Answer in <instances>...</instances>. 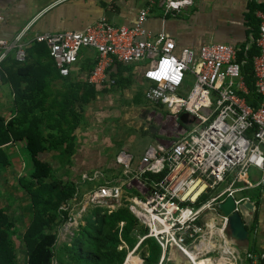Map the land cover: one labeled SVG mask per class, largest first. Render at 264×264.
Returning a JSON list of instances; mask_svg holds the SVG:
<instances>
[{
	"label": "built area",
	"instance_id": "1",
	"mask_svg": "<svg viewBox=\"0 0 264 264\" xmlns=\"http://www.w3.org/2000/svg\"><path fill=\"white\" fill-rule=\"evenodd\" d=\"M193 3L194 0H163V8L166 13L177 14ZM173 4L177 6L172 7ZM150 11V7L142 8L133 26L117 25L102 17L82 30L45 31L31 36L30 26H26L12 39L0 37V82L8 56L14 53L17 60L25 61L26 50L33 42L48 46L63 76L72 73L84 48L95 49L94 67L86 79L97 88L116 84V78L111 75L114 64L144 63L146 100L163 108L167 117L175 118V127L180 126L182 133L174 141L150 145L135 169L131 167L132 155L122 152L118 156L131 178L140 180L151 190L143 198L129 199V208L148 228L139 244L154 237L162 247L163 259L168 258L173 247H178L194 264L189 253L205 259L201 253H210L213 242L229 239V216L220 213L219 226L209 233L206 211L219 210V202L235 195L237 181L251 185L250 168L264 169V12H259L261 22L256 39L260 53L254 57L255 87L262 100L255 107L248 100L250 89L242 71L243 62L237 57L238 46L218 42L202 45L199 50L178 47L168 32L152 35L146 29ZM162 59L171 62L169 76L178 82L170 78L158 81L147 75L157 69ZM191 77L193 85L187 88ZM183 113L194 118L193 122L183 123L180 120ZM161 172H165L164 177L150 187L143 180L146 173ZM232 174L230 186L213 195ZM208 193L212 196L199 203ZM85 199L86 205L112 209L121 205L123 188L119 184L102 183L90 190ZM244 199H238L237 203ZM222 251L220 258L239 257L235 249L225 244ZM247 257L252 264H259L264 255L247 253ZM207 259L211 261L210 257Z\"/></svg>",
	"mask_w": 264,
	"mask_h": 264
},
{
	"label": "trees",
	"instance_id": "2",
	"mask_svg": "<svg viewBox=\"0 0 264 264\" xmlns=\"http://www.w3.org/2000/svg\"><path fill=\"white\" fill-rule=\"evenodd\" d=\"M258 10L264 12V4L252 1L247 17L254 28L255 41L249 48L245 43L237 49V57L243 62L242 71L250 89L248 100L255 107L262 100L256 91L254 77V57L260 53L256 44L261 22L256 14ZM26 51L25 61L17 60L15 54L11 53L3 64L2 78L10 82L16 92V107L14 118L7 121L0 117V177L12 164L11 157L4 149L6 144L22 143L21 153L26 158L27 172L19 179L21 188L30 192L33 202L31 224L23 235L28 253L26 264H52L56 257L68 264H124L130 250L148 232V228L129 208L130 201L126 196L114 210L95 208L83 219L84 222L80 224L72 242L65 243L61 248L56 247L58 228L69 218L68 211L62 207L75 198L76 189L71 184L49 181L53 177V169L48 162L41 159V154L67 140L64 136V125L77 117L72 100L78 97V92L66 95L61 104L53 102L48 105L47 110L54 112L55 116L54 121H48L44 126L41 125L42 120L37 118L36 108L41 104L39 110L42 112L43 93L47 94L46 88L51 81L61 79L64 85L82 84L74 82L71 74H60L46 44L33 42ZM10 58L13 64L8 67ZM94 63L88 62V71H91ZM85 86L95 88L88 81H85ZM71 126L74 128L76 125ZM53 127L60 132L59 140L55 138ZM70 133L66 132L69 139ZM164 175L165 172L146 173L143 180L150 187ZM211 196V193L203 195L199 203ZM17 233L14 221L9 218L6 209L0 206V264H19L14 243ZM143 245L148 248L144 264H174L167 258L161 260L163 251L156 238L144 239L140 243V246ZM248 264H252L251 260Z\"/></svg>",
	"mask_w": 264,
	"mask_h": 264
},
{
	"label": "rangeland",
	"instance_id": "3",
	"mask_svg": "<svg viewBox=\"0 0 264 264\" xmlns=\"http://www.w3.org/2000/svg\"><path fill=\"white\" fill-rule=\"evenodd\" d=\"M189 79L186 85L188 88L194 82L192 77ZM74 82L82 85H64L57 80L51 81L46 88L47 94L43 93L42 112L39 110L41 104H38L36 108L37 118L42 120L41 125L44 126L48 121H54L55 116L52 110L53 113L47 110V106L53 102L61 104L65 101L66 95L78 92V97L72 100V107L77 117L64 125V136L67 140L41 154V159L48 162L53 169V177L49 181L57 180L65 185L71 184L74 190L76 189L75 198L71 199L70 205L65 208L73 220H67L64 225L59 226L57 248L72 242L80 224L84 222L83 219L97 208L88 204L87 206L84 195L96 186L106 183L102 178L96 181L97 177H93L97 168L102 172L105 171L103 176H108L109 179L116 176L118 180L109 183L122 185L123 197L143 198L147 194V186L138 179H132V174L127 173L124 166L115 167L117 152L130 146V152L138 159L148 146L164 140L174 141L182 133L180 126L175 127L177 121L175 118L165 116L164 111L150 108L144 99L143 89L133 76H130L121 86L106 89H91L85 86L83 81ZM5 87L0 82V117L9 121L15 115L16 97L8 95L9 91ZM146 109L151 111L146 112ZM67 125L76 126L72 128ZM152 128H155L154 132ZM53 130L55 138L59 140L60 132L55 127ZM66 132L70 133V139L66 136ZM19 144L15 142L4 146L11 157L12 164L0 177V206L6 209L9 218L14 221L18 229V233L14 236L18 261L19 264H26L28 253L23 235L31 224L33 202L30 192L22 189L19 182V179L27 172L26 158L21 156ZM102 148L106 153H104L105 161L98 162L101 158L99 155L103 154ZM103 179L107 178L103 177ZM132 194L134 195L131 196ZM150 194L151 190L148 191V195ZM216 225L219 226V224ZM171 251L168 258L174 264H188V262L193 264L180 248L173 247ZM147 254L148 248L138 244L130 250L124 264H144V256ZM201 257L205 259L211 257L214 260L211 264H218L214 262L220 258V250L215 249L207 254L201 253ZM205 259H193V262L208 264L209 260L205 261ZM52 264L68 263L61 262L56 257Z\"/></svg>",
	"mask_w": 264,
	"mask_h": 264
},
{
	"label": "crops",
	"instance_id": "4",
	"mask_svg": "<svg viewBox=\"0 0 264 264\" xmlns=\"http://www.w3.org/2000/svg\"><path fill=\"white\" fill-rule=\"evenodd\" d=\"M252 1L264 4V0H194L192 5L186 7L180 13L170 14L164 10L163 0H0V14L3 15V20H0V37L12 39L26 26H30L29 35L31 36L37 32L45 31L82 30L102 17H106L117 25L133 26L137 21L139 11L142 8L150 7L151 11L145 23L146 29L152 35L161 31L168 32L176 40L178 47L188 46L199 50L202 45L220 42L238 47L247 43V48H249L252 42L255 41L254 28L249 24L247 17L249 4ZM259 12L261 10L256 12L258 16ZM95 56V49L84 48L82 50L78 62L72 69L71 75L74 81H87L86 76L90 72L88 71V62H94ZM12 64L13 61L10 58L7 66L10 67ZM144 67V63L114 64L111 75L116 78V84L110 87L121 86L130 76H133L143 89L144 99L146 100L147 82L143 77ZM56 80L62 83L61 79ZM1 85L6 86L5 88L9 91L8 95L16 97V92L11 83L2 78ZM110 87L95 88L106 89ZM146 102L150 105V108L152 107V110H164L147 100ZM149 111L151 110L146 109V112ZM165 116H167V113ZM154 131L155 128H152V132ZM166 141L164 140V142ZM11 143L15 142H10L8 145ZM19 145L20 154L23 156L21 153L22 143ZM102 152L103 154L99 155L101 158L98 162L105 161L104 148H102ZM122 152L132 155V169L137 168L144 155L143 153L142 156L136 159L130 152V146L127 149H120L115 157V167L124 166L118 161V156ZM104 173L105 171L102 172L97 168L93 177L97 174L96 181L102 178L103 182H116L118 180L116 176L109 179L108 176H103ZM233 176L234 174L227 176L217 190L212 192L213 195H218L226 190L232 183ZM103 177L107 179H103ZM248 179L251 185L244 181H237L234 184V188L238 189L235 192L238 199H249L257 206V211L247 226V232L244 233L240 227L235 232L228 228L227 235L229 239L226 242L221 239L211 244L212 251L215 249L220 250V256L224 254L222 248L225 244L231 250L235 249L239 253V257L238 259L221 257L218 260L215 259L214 263L223 262L224 260L223 263L218 264H248L251 259L247 257V253H253L257 256L264 255V169L250 168ZM206 213L208 221H205L210 225L209 233L210 230L214 232V229L218 227L216 224H218L219 214L222 212L213 209L206 211ZM195 259L199 260L201 258ZM210 259L214 261L211 257ZM161 260H163L162 257ZM261 262L264 264V258L259 261V264ZM188 264L190 263L188 262Z\"/></svg>",
	"mask_w": 264,
	"mask_h": 264
},
{
	"label": "water",
	"instance_id": "5",
	"mask_svg": "<svg viewBox=\"0 0 264 264\" xmlns=\"http://www.w3.org/2000/svg\"><path fill=\"white\" fill-rule=\"evenodd\" d=\"M180 120L185 124H189L193 122L194 118H190L188 113H183ZM237 200L238 198L235 195H228L223 201L219 202L218 208L222 213L229 216V228L233 232L240 227L245 233L250 220L253 219L257 211V206L249 199H244L239 203H237Z\"/></svg>",
	"mask_w": 264,
	"mask_h": 264
},
{
	"label": "clouds",
	"instance_id": "6",
	"mask_svg": "<svg viewBox=\"0 0 264 264\" xmlns=\"http://www.w3.org/2000/svg\"><path fill=\"white\" fill-rule=\"evenodd\" d=\"M176 6L177 5L175 4L172 5V7H176ZM168 47H170V45ZM170 71H171V62L168 59H162L157 69L154 71L148 72L147 75L158 81L170 78V79H173L174 82H178L175 80V77L169 76Z\"/></svg>",
	"mask_w": 264,
	"mask_h": 264
},
{
	"label": "bare ground",
	"instance_id": "7",
	"mask_svg": "<svg viewBox=\"0 0 264 264\" xmlns=\"http://www.w3.org/2000/svg\"><path fill=\"white\" fill-rule=\"evenodd\" d=\"M189 80H190V79H189ZM191 81H192V80H191ZM189 83H190V82H189ZM189 83H188V84H189ZM192 85H193V84H192ZM192 85H191V86H192ZM191 86H190V87H191ZM187 88H188V87H187ZM171 253H172V251H171ZM189 255H190L193 259H194V258H198L197 255H196L195 253H189ZM206 260H207V259H206ZM206 260H205V261H206ZM202 262H203V261H202ZM223 262H224V260H223ZM223 262H221V263H223ZM203 263H204V262H203ZM211 263H212V262L209 260V263H208V264H211ZM218 263H219V262H218ZM204 264H205V263H204Z\"/></svg>",
	"mask_w": 264,
	"mask_h": 264
}]
</instances>
